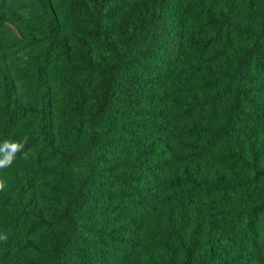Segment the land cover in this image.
Returning <instances> with one entry per match:
<instances>
[{
  "label": "trees",
  "instance_id": "trees-1",
  "mask_svg": "<svg viewBox=\"0 0 264 264\" xmlns=\"http://www.w3.org/2000/svg\"><path fill=\"white\" fill-rule=\"evenodd\" d=\"M0 264H264V0H0Z\"/></svg>",
  "mask_w": 264,
  "mask_h": 264
},
{
  "label": "clouds",
  "instance_id": "clouds-1",
  "mask_svg": "<svg viewBox=\"0 0 264 264\" xmlns=\"http://www.w3.org/2000/svg\"><path fill=\"white\" fill-rule=\"evenodd\" d=\"M28 138L25 136L22 140H4L3 143H0V169L10 167L17 154L23 152ZM6 188V183L3 179H0V191H3ZM6 234H0V241H7Z\"/></svg>",
  "mask_w": 264,
  "mask_h": 264
}]
</instances>
